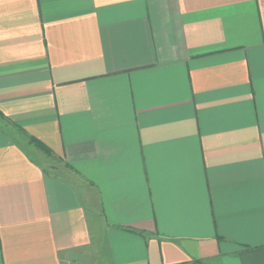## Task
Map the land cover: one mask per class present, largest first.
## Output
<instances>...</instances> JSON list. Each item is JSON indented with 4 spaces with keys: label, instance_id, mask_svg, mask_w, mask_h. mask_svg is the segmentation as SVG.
<instances>
[{
    "label": "crops",
    "instance_id": "crops-1",
    "mask_svg": "<svg viewBox=\"0 0 264 264\" xmlns=\"http://www.w3.org/2000/svg\"><path fill=\"white\" fill-rule=\"evenodd\" d=\"M0 264H264V0H0Z\"/></svg>",
    "mask_w": 264,
    "mask_h": 264
},
{
    "label": "trees",
    "instance_id": "trees-1",
    "mask_svg": "<svg viewBox=\"0 0 264 264\" xmlns=\"http://www.w3.org/2000/svg\"><path fill=\"white\" fill-rule=\"evenodd\" d=\"M32 141H34V140H32ZM41 147V146H40Z\"/></svg>",
    "mask_w": 264,
    "mask_h": 264
}]
</instances>
